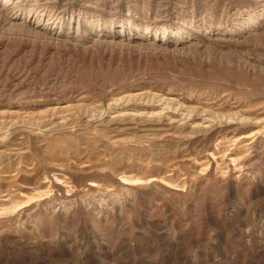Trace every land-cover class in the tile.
Segmentation results:
<instances>
[{
  "label": "rangeland",
  "instance_id": "rangeland-1",
  "mask_svg": "<svg viewBox=\"0 0 264 264\" xmlns=\"http://www.w3.org/2000/svg\"><path fill=\"white\" fill-rule=\"evenodd\" d=\"M1 8L0 264H264V0Z\"/></svg>",
  "mask_w": 264,
  "mask_h": 264
},
{
  "label": "bare ground",
  "instance_id": "bare-ground-1",
  "mask_svg": "<svg viewBox=\"0 0 264 264\" xmlns=\"http://www.w3.org/2000/svg\"><path fill=\"white\" fill-rule=\"evenodd\" d=\"M0 25L1 26H8V28L10 27L12 30L13 28H24V25L21 24V23H18L16 21H14L13 19H10L8 16H7V11L5 8H1L0 9ZM0 26V27H1ZM27 27V26H26ZM5 28V27H4ZM7 31V30H6ZM34 33H38L37 31H33ZM16 33V32H15ZM32 34V33H31ZM37 35V34H36ZM40 35V34H39ZM146 44V43H145ZM160 48V47H159Z\"/></svg>",
  "mask_w": 264,
  "mask_h": 264
}]
</instances>
